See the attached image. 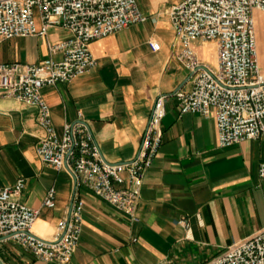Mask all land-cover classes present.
<instances>
[{
  "label": "crops",
  "instance_id": "obj_1",
  "mask_svg": "<svg viewBox=\"0 0 264 264\" xmlns=\"http://www.w3.org/2000/svg\"><path fill=\"white\" fill-rule=\"evenodd\" d=\"M182 1L137 0L146 16L143 23L93 41V70L43 89L57 132L61 135L81 113L110 163L137 156L154 103L166 97L163 144L145 173L137 220L86 187L76 190L68 168L58 171L44 164L37 154L44 133L38 109L0 98V187L25 180L19 200L40 210L35 235L51 240L59 221L70 214L75 192L85 201L83 232L70 264H205L264 229L259 177L264 134L222 148L214 114H180L175 93L191 89L193 73L177 59L180 43L167 8ZM253 18L264 75V12L254 9ZM69 36L56 27L46 38L0 39V62L40 63L50 56L49 42ZM192 48L202 62L217 66L216 41L196 39ZM51 187L57 191L56 206L46 208L43 200ZM0 262L57 264L38 260L10 240H0Z\"/></svg>",
  "mask_w": 264,
  "mask_h": 264
},
{
  "label": "built area",
  "instance_id": "obj_2",
  "mask_svg": "<svg viewBox=\"0 0 264 264\" xmlns=\"http://www.w3.org/2000/svg\"><path fill=\"white\" fill-rule=\"evenodd\" d=\"M254 9L264 12V0H184L167 8L180 43L177 59L193 73L189 90L175 93L180 114H214L218 146L225 148L264 134V75L258 62ZM146 16L137 0H0V39L46 38L59 27L69 37L49 42L50 56L37 64L0 62V98L14 99L38 109L43 135L40 160L58 171L69 169L76 190L86 187L97 197L137 220L146 171L163 144L165 96L155 101L137 156L125 163L107 162L89 125L79 113L60 135L43 89L68 83L97 66L90 45ZM216 41L217 66L202 62L193 40ZM60 54L56 61L53 55ZM264 185V162L259 167ZM25 180L0 187V240L14 241L43 262L70 264L83 232L85 201L76 192L69 215L51 240L35 235L40 210L19 200ZM51 187L43 206H56ZM186 224L185 220L181 221ZM1 264V262H0ZM205 264H264V229L229 246Z\"/></svg>",
  "mask_w": 264,
  "mask_h": 264
}]
</instances>
